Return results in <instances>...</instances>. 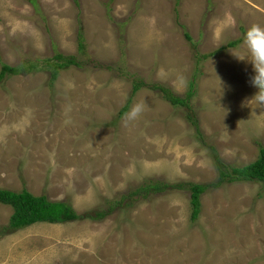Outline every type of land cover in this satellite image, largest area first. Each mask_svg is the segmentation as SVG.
I'll return each mask as SVG.
<instances>
[{
    "label": "rangeland",
    "instance_id": "1",
    "mask_svg": "<svg viewBox=\"0 0 264 264\" xmlns=\"http://www.w3.org/2000/svg\"><path fill=\"white\" fill-rule=\"evenodd\" d=\"M254 23L264 26V0H0V67L37 63L0 80V188L64 200L78 214L107 210L0 234V264H264L262 183L209 187L194 220L187 189L128 197L146 180L216 181L210 145L226 166L257 158L264 106L251 99V63L233 56L247 54ZM56 53L80 65L50 82ZM138 80L179 96L193 80L202 140L187 107L147 85L118 116ZM140 101L147 108L129 120ZM11 213L0 202V228Z\"/></svg>",
    "mask_w": 264,
    "mask_h": 264
},
{
    "label": "trees",
    "instance_id": "2",
    "mask_svg": "<svg viewBox=\"0 0 264 264\" xmlns=\"http://www.w3.org/2000/svg\"><path fill=\"white\" fill-rule=\"evenodd\" d=\"M187 37L188 34L185 33ZM82 32V28L79 27L77 31V49L83 51L85 47V41ZM230 44H234L231 42ZM55 60L49 62L46 61V65L50 72V82H52L60 68H66L70 65H80L73 55H63L56 53ZM37 63H28L27 66H21L20 69L17 66H12L7 63H2L0 67V80L9 75L14 74L20 70L32 71L37 69ZM147 85V87L157 91L161 97L169 101L173 106L185 105L187 111L184 116L187 117L188 122L194 126L195 135L199 140H202V132L199 130L198 120L195 113L189 108V101L193 96V80L190 81L185 96H179L174 93L170 88L158 84L156 82L145 83L142 80L132 82L131 95L125 101L124 105L119 109L118 116H122L128 110L131 96L135 94L141 87ZM211 156L217 166L218 178L216 181L201 184L190 182H175L173 184L164 183L156 180H146L140 183L136 189L129 192L128 197L137 195L138 197H148L151 194L163 192L166 189H187L190 191V204H191V219L194 220L199 212V196L209 187H218L222 182H236V181H256L262 183L264 189V145L258 146L257 158L243 166H229L223 164L222 160L218 157L217 153L213 150L212 145ZM119 201H110L109 203L118 204ZM0 202L8 204L12 207V213L9 217L8 223L0 228V234L4 232H11L16 229H20L31 225L35 222H49V223H63L65 221L75 220L80 217H93L99 218L106 214L107 210H92V213L85 212L78 214L67 201L64 200H49L46 195H34L26 188H22L21 191H14L6 188H0Z\"/></svg>",
    "mask_w": 264,
    "mask_h": 264
},
{
    "label": "clouds",
    "instance_id": "3",
    "mask_svg": "<svg viewBox=\"0 0 264 264\" xmlns=\"http://www.w3.org/2000/svg\"><path fill=\"white\" fill-rule=\"evenodd\" d=\"M243 44L247 50L246 55H233L238 61L251 63L253 75L250 77L251 86L257 89V92L251 99L264 106V26L252 24L244 33ZM178 83L186 86L187 81L183 76H179ZM221 86V80L218 78ZM147 108L144 101L135 103L127 113L129 120L138 119ZM36 223V222H35Z\"/></svg>",
    "mask_w": 264,
    "mask_h": 264
}]
</instances>
